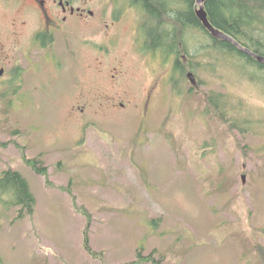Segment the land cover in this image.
<instances>
[{
    "label": "rangeland",
    "instance_id": "1",
    "mask_svg": "<svg viewBox=\"0 0 264 264\" xmlns=\"http://www.w3.org/2000/svg\"><path fill=\"white\" fill-rule=\"evenodd\" d=\"M15 18L22 5L0 0V179L19 171L36 200L29 212L0 190V264H264V82L252 69L204 50L181 77L142 50L131 19L58 39L52 59L29 52L32 30ZM186 39L191 52L208 41Z\"/></svg>",
    "mask_w": 264,
    "mask_h": 264
},
{
    "label": "trees",
    "instance_id": "2",
    "mask_svg": "<svg viewBox=\"0 0 264 264\" xmlns=\"http://www.w3.org/2000/svg\"><path fill=\"white\" fill-rule=\"evenodd\" d=\"M144 4L154 19L147 24V27H150L147 48L150 47L153 51L160 49L164 56L174 53L175 65L181 77L186 76L184 59L192 61L201 51L207 50L211 53L218 52L220 61L238 58L243 62L242 67L252 69L249 74L251 78L264 82V63L246 54L231 41L213 37L197 16L196 0H144ZM205 7L215 27L230 35L242 46L264 56V0H206ZM168 18L175 21V27L172 28L166 21ZM191 29L202 31L208 38L207 42L198 39L201 50L198 47L191 52L189 48L186 34ZM190 68L189 72L195 74L193 64H190ZM214 97L211 95V103L219 109L220 95L216 96L218 99ZM39 170L46 172L45 168L40 167ZM0 190L14 197L10 201L11 204L22 205L29 212L33 211L35 195L28 180L19 171H5L0 179ZM86 249L90 250L87 237Z\"/></svg>",
    "mask_w": 264,
    "mask_h": 264
},
{
    "label": "flooded vegetation",
    "instance_id": "3",
    "mask_svg": "<svg viewBox=\"0 0 264 264\" xmlns=\"http://www.w3.org/2000/svg\"><path fill=\"white\" fill-rule=\"evenodd\" d=\"M23 7V18L14 19L15 28L20 26L24 29L30 27L32 32L28 33L32 41L29 52L43 51L58 59L56 54H48L54 47L56 41L89 38L97 35L96 31L103 26L114 35L113 30H119L125 21L131 19L135 23V33L140 39L142 50L153 53V49L147 48L149 40V28L144 24L145 17L152 18V14L146 9L144 0H15ZM171 18V17H170ZM154 20V19H153ZM145 29L144 37L141 31ZM16 38L23 35L22 30L15 32ZM25 34V33H24ZM120 33H118L119 35ZM61 35V36H59ZM119 38V37H115ZM108 42L103 45L105 47ZM113 44V43H112ZM111 44V45H112ZM29 54V53H28ZM161 56V55H160ZM159 56V57H160ZM164 56V55H162ZM172 62L173 73L175 72L176 56L171 53L169 57H163ZM32 68H35L33 61L30 60ZM4 63L0 60V75L4 74ZM172 77L173 74L170 73ZM174 77V76H173Z\"/></svg>",
    "mask_w": 264,
    "mask_h": 264
},
{
    "label": "water",
    "instance_id": "4",
    "mask_svg": "<svg viewBox=\"0 0 264 264\" xmlns=\"http://www.w3.org/2000/svg\"><path fill=\"white\" fill-rule=\"evenodd\" d=\"M206 0H196V13L200 21L202 22L203 26L211 33V35L217 39L221 40H228L234 43L240 50L245 52L246 54L254 57L258 62L264 63V56L257 54L256 52L250 50L249 48H246L242 46L238 41H236L234 38H232L230 35L226 34L221 29L215 27L208 15V12L205 7ZM190 82L193 85L197 84L196 76L193 72H189L187 74ZM245 181V177H243Z\"/></svg>",
    "mask_w": 264,
    "mask_h": 264
}]
</instances>
